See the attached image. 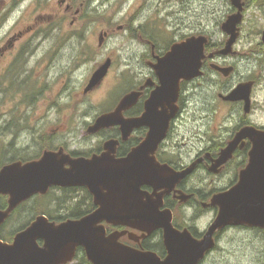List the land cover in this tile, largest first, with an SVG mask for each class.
<instances>
[{
	"label": "flooded vegetation",
	"instance_id": "obj_1",
	"mask_svg": "<svg viewBox=\"0 0 264 264\" xmlns=\"http://www.w3.org/2000/svg\"><path fill=\"white\" fill-rule=\"evenodd\" d=\"M113 1L114 0H56L57 6L52 5L47 7L43 12H40L38 17H34L32 22L19 24V20H21L19 16L31 7L29 6L31 0H0V108L3 106L6 107L8 101L12 98L15 100L20 98L19 104L9 107V110L3 111L0 109V116L2 112L11 114L14 108H16L17 111L14 117L7 120L5 126L2 128L9 134L15 135V138L19 136L21 131L29 130V128L33 129L31 131L29 130L28 133H23L33 136L31 144L24 146L28 148L18 149L17 151L15 147L16 152L0 150V157L2 159H7L8 161L13 159H18V161L20 160L23 162L32 161L40 159L45 151H59L61 148H63L65 152L71 154L72 157L91 158L93 155H100L105 151L104 145L108 140L116 142V144H114L115 151L112 152V154L117 159H121L128 157L134 149L139 147L146 140L150 130L149 125L145 124L132 129L128 137L124 138L121 125L117 124L91 133L93 135H102L103 138L100 139V144L97 148L82 152L80 149L71 150L67 144L64 141H60L59 138L57 143H55L53 138H56V136L50 135L47 129L43 131V128H49L50 126L49 122L44 119L46 113H41L39 117L34 118L31 117V115H29L30 118L17 117L22 107H35L38 101L43 98L47 92L53 91L54 86L57 85H60V88L49 98L47 111L52 108L61 114L64 112L65 107L70 110L80 108L82 85L79 74L82 68V55L90 54L97 56L96 52H98L99 49H106L108 43H113L116 37L113 31L93 25L95 28L100 29L97 44L93 39V34L97 31H95V29H92V32L88 31L91 25L89 27H84L82 24L84 21L83 17L93 16V22L97 23V19L103 16V13L107 11ZM126 1L127 0L116 1L118 10H120L121 6ZM29 10H27V12ZM19 11H22L19 15L15 14ZM33 12L34 9L31 11V14ZM45 14L48 16L45 17ZM244 18L245 16L243 20ZM103 22L107 21L104 20ZM242 23L239 25L238 40L234 44L233 50L227 55L220 53L226 47L229 39V35L225 32L223 33L224 39L216 41L208 32L197 31L195 34L192 28L191 32L182 33L180 37H178L179 28H176L173 30V33L170 32L172 38L170 43H160L158 37L147 32L146 26H149V21L137 27L129 25V27L125 29L128 34L123 37L127 45L126 52L121 54L120 60L121 64L129 67L122 70L119 78L123 80V78L128 75L131 79L127 84L123 96H121L114 105L102 112L106 113L113 111L125 95L131 92H138L139 96L136 103L123 111V117L125 120L143 117L147 111V103L152 97L153 92L161 85L159 75L154 66L171 51L174 45L183 43L193 36L203 35L208 38V42L205 45V58L203 59L201 68L203 74L191 80L182 79L180 82V91L176 100L169 98L165 100L164 105L157 106V111L167 110L168 114H172V108H177V112L175 115L173 114L169 120V128L166 137L159 143L155 152L151 154V156L156 158L157 162L162 166L169 167L171 170L166 169L165 172L167 175L164 184L154 185L145 183L141 186L143 200L149 199L158 206L161 219L170 217L177 231L181 233L188 231L192 238L198 242L206 239L211 225L219 215L220 207L213 204V198L234 188L240 181L242 171L246 169L250 162V152L254 146L253 140L249 137L241 139L227 161L219 164L217 163L218 159L235 140L236 134L241 129L254 126L260 130H264V124H257L258 122L254 118L253 92L251 110L245 113V101L231 102L225 101L221 97V94H228L236 86H234V84L226 85L225 83H221L218 87V89L221 90V92H218V98L226 104L237 106L238 108L236 125L232 128L230 134L224 138L206 137V134L203 135L205 125H202V123L198 125V133L196 132V134H193L192 130L195 129V127L192 124L190 125L191 121L188 124V116L192 118L193 115L189 113L191 110L193 112V108L198 112L200 105H206L212 109L214 107L212 103L208 101L204 103L201 102L200 99L196 102V105H194L196 93L199 91L200 86H203V84H200L201 80L205 81L208 78L216 80L223 79V81L225 79H235V76L242 75L238 69V63H240L241 58L249 60L251 57H254L255 59L253 60L258 59V48L254 47L250 49L249 53L239 52L237 48L240 43L242 44L241 39L244 36ZM105 26L106 25L103 27ZM119 29H123V26H119ZM263 33L264 30L259 34L257 31L256 34L258 37H261V35L263 37ZM83 45H86L88 48L86 49V46L83 48ZM256 46L259 47L258 45ZM263 46L260 50L264 52ZM96 47L99 49L97 50ZM109 49L110 50L107 49L108 52L104 54L103 60L98 62V66L110 59V72L115 63H117L118 58L112 51V47L109 46ZM214 65L223 68L233 67V70L230 74L225 75L223 72L216 69ZM98 66L94 68L91 76ZM131 66L134 68L133 70L130 69ZM258 76V74L256 75L252 72L250 75H243L240 82L253 80L256 83ZM50 78L53 82H49ZM30 81H35L36 88L28 94ZM75 81L77 82V88L75 86ZM19 82L21 87L17 88L16 85H18ZM85 88L84 92L86 93ZM19 106L21 107L17 108ZM200 113V119H204L205 117L202 116L204 112L201 110ZM15 118L19 120H15ZM23 118H25V120H23ZM64 119V116H59L53 128L61 130V128L65 126ZM37 128L39 129L36 130ZM183 130L185 133H189V135L192 134L191 136H193V138L186 136ZM16 143L17 141L12 140L9 146H15ZM33 145L35 147L38 146L36 150ZM178 176H180L178 179L175 178ZM52 188H59L64 192H70L69 189L74 188L72 206L81 207L84 205L85 207L91 208L92 210L88 212V214L98 208V205L95 203L94 195L87 187L54 186L51 187V189ZM62 199L63 201L65 200V198ZM209 215L212 216L211 220L208 224L203 225L202 221ZM65 220H61L60 222ZM105 225L108 234L119 232L121 234L119 241L125 245L143 251H153L157 253L161 259H165L169 255L165 243V232L162 227L156 228L148 233L126 225H114L108 222H105ZM230 230H239L240 232H250L261 235V247L248 249L247 252L252 253L250 256L257 255L264 257V227L251 226L248 224H230L218 228L213 233V247L205 253L197 264H207L211 256L215 253L228 255L225 252L226 250L221 249V243L224 241V234ZM78 252L85 254L86 258H78L80 256ZM247 252H245L246 256H248ZM76 260L78 264H92L83 247H78L74 256V261Z\"/></svg>",
	"mask_w": 264,
	"mask_h": 264
},
{
	"label": "water",
	"instance_id": "obj_2",
	"mask_svg": "<svg viewBox=\"0 0 264 264\" xmlns=\"http://www.w3.org/2000/svg\"><path fill=\"white\" fill-rule=\"evenodd\" d=\"M232 4L237 11L229 15L222 25L229 35L226 47L220 52L224 55L233 50L239 36V24L244 17L245 2L232 0ZM207 42L206 36H193L174 45L159 60L154 67L161 85L153 92L143 117L131 120L123 117V111L136 103L139 96L138 92H131L113 111L101 114L89 126L88 132L95 133L119 124L126 138L132 129L149 125L146 140L128 157L117 159L112 154L116 142L108 140L104 145L105 151L91 158L72 157L61 148L59 151H45L37 160L14 161L0 168V196H8V207L0 208V231L18 206L37 194L48 193L53 186L87 187L98 205L95 211L81 218L60 223L51 221L45 214L38 215L29 226L15 234L12 242L0 239V264H67L73 261L78 247L85 249L92 264H197L213 247L212 235L218 228L230 224L264 227V130L254 126L241 129L217 161L219 164L227 161L241 139L249 137L253 140L250 162L242 171L238 184L213 198V204L220 207V212L205 240L198 242L188 231H177L170 217L160 218L158 206L153 201L143 200L141 186L145 183L164 184L165 171L171 170L151 154L166 137L169 120L177 108H172V114H168L167 110L157 111V106L164 105L169 98L176 100L182 79L191 80L203 74L201 68ZM110 67V59L100 65L93 72L85 91L97 87ZM214 67L225 75L233 70V67ZM254 85L253 80L240 82L221 97L225 101H245L244 110L248 113ZM105 222L148 233L164 228L169 255L161 259L153 251L125 245L119 241V232L108 234Z\"/></svg>",
	"mask_w": 264,
	"mask_h": 264
},
{
	"label": "rangeland",
	"instance_id": "obj_3",
	"mask_svg": "<svg viewBox=\"0 0 264 264\" xmlns=\"http://www.w3.org/2000/svg\"><path fill=\"white\" fill-rule=\"evenodd\" d=\"M116 1L117 0H114L108 7L107 11L103 13V16H100V18L97 19V23L93 22V16L83 17V26L89 27L91 25L88 31L92 32V29L97 31L93 34V39L97 44L100 29L95 28L93 25L113 31V33L116 34V39L114 38L113 43H108L106 49H99L96 47L97 50L99 49L98 52H96L97 56L90 54L82 55V68L79 74L82 85L80 108L70 110L65 107L64 112L61 114L52 108L47 111L49 98L60 88V85H57L54 86L53 91L47 92L45 96L38 101V104L35 107H22L21 112L18 113L17 116L18 118H30L29 115H31V117L34 118L39 117L41 113H46L44 119L49 122L50 126L49 128H43V131L47 129L50 135L56 136V138H53L55 143H57L59 138L60 141H64L71 150L80 149L82 152H85L99 146L100 139L103 138V136L93 135L89 133L87 129L90 125L94 124L96 120L95 118L103 114L102 112L104 110L114 105V103L123 96V93L127 88V84L131 77L126 75L127 77L123 78V80H120L119 78L122 70L129 67L120 62L121 54L126 52L127 48L125 40L123 39L124 35L128 34L125 31L126 27H129V25L137 27L138 25H142L149 21V26H146L147 32L158 37L160 43H170L172 40L170 32L173 33V30L176 28H179L178 37H180V34L182 33L191 32L192 28L195 34L197 31H205L208 32L214 40L219 41L224 39V30L222 28L223 23L227 20L229 15L237 11L232 4V0H127L124 4L122 2L123 5L120 10L116 7ZM243 1L245 2V9L243 11L245 18L242 23L244 36L241 39L242 44L240 43L237 48L239 49V52L243 53H249L250 49L254 47L258 48L257 56H260L259 60H253L255 59L254 57H251L249 60L241 58L240 63H238V69L242 75L235 76V79L231 78L223 81V79L216 80L208 78L205 81L201 80L200 84H203V86L201 85L199 91L196 93L197 95L194 98V105H196V102L200 99L201 102L207 103L208 101L209 103H212V106L214 107L212 109L209 106L200 105L198 112L195 108H193V112L191 110L189 114H192L193 116L192 118L191 116H188V124L191 121L190 125L192 124L195 127V129L192 130L193 134H196V132L198 133V125H201V123L202 125H205L203 135L206 134V137L224 138L230 134L232 128L236 125L238 108L237 106L226 104L218 98V92H221L218 87L221 83H225L226 85L234 84L235 86L240 82L243 75H250L252 72L261 77L258 76L253 89L254 118L258 122L257 124H264V53L262 54L263 50H260L264 45V41L262 35L261 37H258L256 34L257 31L259 34L264 30V0L263 3L255 0H250V2L249 0ZM29 4V6H31L29 8L30 10L27 9L29 10L28 12L26 10L19 16V18H21L19 24L32 22V19L38 17L40 12H43L47 7L52 5L57 6L56 0H31ZM33 9L34 12L31 14ZM21 12L22 11H19L15 14L19 15ZM44 16L47 17L48 15L45 14ZM104 20L107 22H103ZM102 25L106 26L103 27ZM119 26H123V29H119ZM85 46L86 45H83V48ZM109 46L112 47V51L118 58L117 63H115L106 79L101 82L99 86L93 91L85 93L84 88L90 80L92 71L99 65L98 62L103 60L102 58H104V54L110 50ZM87 48L88 47L86 46V49ZM130 69L133 70L134 68L131 66ZM49 82H53V80L50 78ZM75 86L77 88L76 81ZM16 87H21L20 82ZM35 88V81H30L28 94L35 90ZM19 100L20 98L16 100L12 98L8 101L6 107L3 106L0 109L3 111L9 110V107L18 105ZM20 107L21 106L17 108ZM201 110L204 112L202 114V116L205 117L204 119H200ZM16 113V108H14L11 114L2 112L0 116V150H6L8 152L15 151V147L17 148V151L18 149L28 148L24 146L31 144L33 140L32 135L23 134L28 133L29 130L31 131L33 129L29 128V130L21 131L19 136L15 138V135L9 134L2 128L5 126V122L10 120L11 117L13 118ZM59 116H64L65 118V126L61 128V130L53 128L56 124L55 121L58 120ZM18 118H15V120H19ZM23 120H25V118H23ZM38 129L39 128L36 130ZM183 133H185L184 130ZM185 135L193 138V136H191L192 134L189 135V133H185ZM12 140L17 141L15 146H9V143ZM37 147H35V150ZM2 163L7 164L9 161L0 157V164ZM70 192H64L59 188H52L46 195H36L32 197L21 212L19 213V210L6 224L5 231H16L24 224L25 220L31 219L34 214L38 216L40 213L50 212L54 214L53 216L55 217L61 215L65 216L66 213L70 212V207L73 208L74 195L73 192H71V194ZM62 198H65V200L63 201ZM22 214L25 215L23 218H20ZM211 217V215L206 217L202 221V224H208ZM261 238V235L255 233L230 230L224 234V241L221 243V249L226 250L225 252L228 255L215 253L211 256L207 264H264V257L257 255L250 256L252 253L247 252V250L251 248H260L262 245ZM245 252H247L248 256H246ZM70 263L78 264L77 260Z\"/></svg>",
	"mask_w": 264,
	"mask_h": 264
},
{
	"label": "trees",
	"instance_id": "obj_4",
	"mask_svg": "<svg viewBox=\"0 0 264 264\" xmlns=\"http://www.w3.org/2000/svg\"><path fill=\"white\" fill-rule=\"evenodd\" d=\"M255 1H257V2H259L260 1V3H263V0H255ZM249 2H250V0H249ZM264 52H262V54H263ZM260 55V54H259ZM259 57L260 56H258V60H259ZM16 160H18V159H13V160H9V162H14V161H16ZM24 162H26V161H24ZM3 165H5V163L3 164H0V168L3 166ZM71 192H73L74 191V188H70L69 189ZM38 196H41V195H38ZM29 200H27V201H25V202H23L20 206H18L15 210H14V212L11 214V216H10V218L7 220V222L2 226V229H1V231H0V239H2V240H4V241H8V242H12L13 241V238H14V236H15V234L18 232V231H20V230H22V229H24V228H26L27 226H29L30 225V223H31V221L32 220H35V218H36V216L37 215H33V217L31 218V219H27V220H25V222H24V224L23 225H21V227L20 228H18L16 231H5L6 229H5V226H6V224L13 218V216L19 211V213L21 212V210L26 206V204H27V202H28ZM8 207V196H5V195H1L0 196V208H2V209H6ZM92 209L91 208H88V207H85L84 205H82L81 206V208H79V207H74L73 206V208H71L70 207V212H68V213H66L65 214V216H63V215H61V216H57V217H55V216H53L54 214H52V213H50V212H43V213H40V214H46L52 221H58V222H60L61 220H65V219H68V218H80V217H82V216H84V215H86V214H88V212H90ZM23 215V216H22ZM21 215V217L20 218H23L24 217V215L25 214H22ZM81 249V248H80ZM79 254L78 255H80L78 258H81V257H83V258H86V255L85 254H82L81 252H78ZM82 259V258H81ZM86 263H88V262H86Z\"/></svg>",
	"mask_w": 264,
	"mask_h": 264
},
{
	"label": "bare ground",
	"instance_id": "obj_5",
	"mask_svg": "<svg viewBox=\"0 0 264 264\" xmlns=\"http://www.w3.org/2000/svg\"><path fill=\"white\" fill-rule=\"evenodd\" d=\"M98 11V10H97Z\"/></svg>",
	"mask_w": 264,
	"mask_h": 264
}]
</instances>
